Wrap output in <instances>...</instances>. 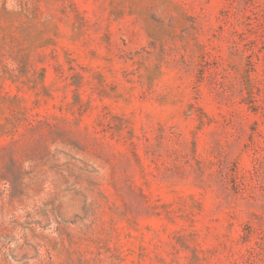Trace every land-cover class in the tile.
<instances>
[{
  "label": "rangeland",
  "instance_id": "374dc122",
  "mask_svg": "<svg viewBox=\"0 0 264 264\" xmlns=\"http://www.w3.org/2000/svg\"><path fill=\"white\" fill-rule=\"evenodd\" d=\"M0 264H264V0H0Z\"/></svg>",
  "mask_w": 264,
  "mask_h": 264
}]
</instances>
